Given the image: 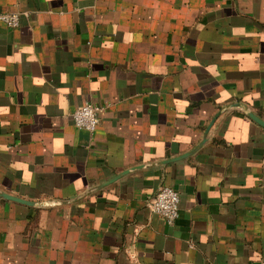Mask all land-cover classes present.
<instances>
[{
    "label": "crops",
    "instance_id": "obj_1",
    "mask_svg": "<svg viewBox=\"0 0 264 264\" xmlns=\"http://www.w3.org/2000/svg\"><path fill=\"white\" fill-rule=\"evenodd\" d=\"M6 13L0 192L34 203L0 196V264H264V126L247 114L264 121V0ZM84 103L106 105L94 133L73 122ZM166 185L173 224L148 205Z\"/></svg>",
    "mask_w": 264,
    "mask_h": 264
},
{
    "label": "built area",
    "instance_id": "obj_2",
    "mask_svg": "<svg viewBox=\"0 0 264 264\" xmlns=\"http://www.w3.org/2000/svg\"><path fill=\"white\" fill-rule=\"evenodd\" d=\"M0 20L9 27L20 24V16L16 13L0 14ZM106 105L84 103L77 106L72 112V119L77 128L94 133L100 122V115ZM149 208L162 215L169 224H173L180 215V195L171 186H163L160 191L149 201Z\"/></svg>",
    "mask_w": 264,
    "mask_h": 264
},
{
    "label": "water",
    "instance_id": "obj_3",
    "mask_svg": "<svg viewBox=\"0 0 264 264\" xmlns=\"http://www.w3.org/2000/svg\"><path fill=\"white\" fill-rule=\"evenodd\" d=\"M235 105H239V104H235ZM248 116H250L252 119L256 120L258 123L262 124L264 126V121L261 120L259 117H257L255 114H253L252 112H247ZM186 155L188 154H184V155H181V156H178V157H175L171 160H168V161H173V160H179L183 157H185ZM128 172V171H126ZM124 172V174L126 173ZM121 175H118L116 176L115 178H113V180H111L112 182L114 180H117ZM0 196L4 197V198H7V199H10V200H14V201H17V202H20V203H23V204H26V205H33L34 202L32 201H28V200H24V199H21V198H18L16 196H12L10 194H6L4 192H0Z\"/></svg>",
    "mask_w": 264,
    "mask_h": 264
}]
</instances>
